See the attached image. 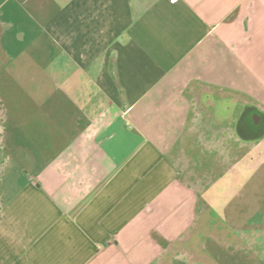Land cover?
Masks as SVG:
<instances>
[{"label": "crops", "instance_id": "obj_1", "mask_svg": "<svg viewBox=\"0 0 264 264\" xmlns=\"http://www.w3.org/2000/svg\"><path fill=\"white\" fill-rule=\"evenodd\" d=\"M253 109L264 0H0V264H202L209 236L255 247Z\"/></svg>", "mask_w": 264, "mask_h": 264}, {"label": "rangeland", "instance_id": "obj_2", "mask_svg": "<svg viewBox=\"0 0 264 264\" xmlns=\"http://www.w3.org/2000/svg\"><path fill=\"white\" fill-rule=\"evenodd\" d=\"M247 120L250 119L247 118ZM205 241L207 242L205 250L199 253L203 258L202 264H264V241L262 240H257L255 247H251L248 241L243 243L236 240L231 245L221 243L219 246L210 236L205 237Z\"/></svg>", "mask_w": 264, "mask_h": 264}, {"label": "flooded vegetation", "instance_id": "obj_3", "mask_svg": "<svg viewBox=\"0 0 264 264\" xmlns=\"http://www.w3.org/2000/svg\"><path fill=\"white\" fill-rule=\"evenodd\" d=\"M248 118L250 119L249 121L246 119V121L242 123V131L262 135L264 133V112L253 109Z\"/></svg>", "mask_w": 264, "mask_h": 264}, {"label": "built area", "instance_id": "obj_4", "mask_svg": "<svg viewBox=\"0 0 264 264\" xmlns=\"http://www.w3.org/2000/svg\"><path fill=\"white\" fill-rule=\"evenodd\" d=\"M173 1H176V0H173Z\"/></svg>", "mask_w": 264, "mask_h": 264}]
</instances>
